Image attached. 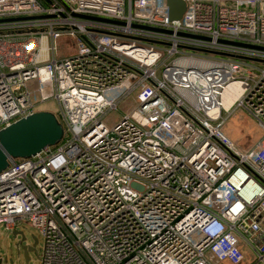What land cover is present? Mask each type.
Returning a JSON list of instances; mask_svg holds the SVG:
<instances>
[{"label":"built area","instance_id":"obj_1","mask_svg":"<svg viewBox=\"0 0 264 264\" xmlns=\"http://www.w3.org/2000/svg\"><path fill=\"white\" fill-rule=\"evenodd\" d=\"M183 1L0 0V132L52 99L64 131L0 172V226L37 228L41 264H264V136L223 134L240 108L264 132V0Z\"/></svg>","mask_w":264,"mask_h":264},{"label":"rangeland","instance_id":"obj_2","mask_svg":"<svg viewBox=\"0 0 264 264\" xmlns=\"http://www.w3.org/2000/svg\"><path fill=\"white\" fill-rule=\"evenodd\" d=\"M58 53L57 58H65L75 56L78 52L77 42L75 38L64 36L57 42ZM258 66L264 69V62L258 63ZM35 86L29 85V90L34 91ZM39 100L36 94H33L32 101L37 103ZM135 97L131 96L127 100L121 102L118 111L110 112L105 122L111 126L123 113L130 112L135 107ZM37 112H50L57 116L58 104L55 100H49L41 104L37 108ZM225 116H227L225 114ZM223 134L228 137L235 145L244 149L253 146L257 141L263 138L264 132L261 130L254 118L249 115L243 108L236 110L231 116H227V121L223 129ZM17 232V234H15ZM20 249L18 245L22 239ZM37 241V243H36ZM22 247H33L34 251L29 252L28 263L24 258L20 257L19 252L23 251ZM44 238L39 230L33 227L29 222H21L14 231H6L0 226V264H41V256L43 254ZM221 264H230L222 262Z\"/></svg>","mask_w":264,"mask_h":264},{"label":"water","instance_id":"obj_3","mask_svg":"<svg viewBox=\"0 0 264 264\" xmlns=\"http://www.w3.org/2000/svg\"><path fill=\"white\" fill-rule=\"evenodd\" d=\"M168 7L171 20H180L186 10L183 0H168ZM63 133L62 125L50 112H38L1 131L0 172L7 168L8 161L12 157L27 158L46 147L57 145L61 141ZM24 241L23 238L19 245H22ZM22 250L26 253V263H28L27 253L34 251L35 248L22 247Z\"/></svg>","mask_w":264,"mask_h":264},{"label":"bare ground","instance_id":"obj_4","mask_svg":"<svg viewBox=\"0 0 264 264\" xmlns=\"http://www.w3.org/2000/svg\"><path fill=\"white\" fill-rule=\"evenodd\" d=\"M240 93V85L239 83H234L229 88L225 90L224 93V106L229 109L230 106L234 103V100L238 98Z\"/></svg>","mask_w":264,"mask_h":264},{"label":"flooded vegetation","instance_id":"obj_5","mask_svg":"<svg viewBox=\"0 0 264 264\" xmlns=\"http://www.w3.org/2000/svg\"><path fill=\"white\" fill-rule=\"evenodd\" d=\"M21 245H18V248L20 249ZM29 254V252L27 253ZM20 257L24 258L25 262H27V256L24 251L19 252Z\"/></svg>","mask_w":264,"mask_h":264}]
</instances>
